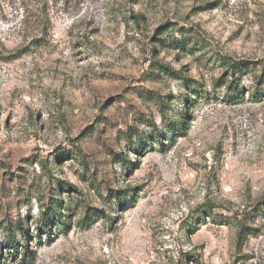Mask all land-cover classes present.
Masks as SVG:
<instances>
[{"label": "rangeland", "instance_id": "374dc122", "mask_svg": "<svg viewBox=\"0 0 264 264\" xmlns=\"http://www.w3.org/2000/svg\"><path fill=\"white\" fill-rule=\"evenodd\" d=\"M0 264H264V0H0Z\"/></svg>", "mask_w": 264, "mask_h": 264}, {"label": "trees", "instance_id": "16d2710c", "mask_svg": "<svg viewBox=\"0 0 264 264\" xmlns=\"http://www.w3.org/2000/svg\"><path fill=\"white\" fill-rule=\"evenodd\" d=\"M39 14H48V13H47V10H42ZM181 32H182V31H181ZM160 35L163 36L164 33L161 32ZM176 42L178 43L179 41L177 40ZM177 45H178V47L182 48L181 45H179V44H177ZM180 48H178V49H180ZM231 67L233 68L234 72L237 73V69H236V67H240V65H238V64H237V65L232 64ZM241 68H242V66H241ZM167 71H169V72L171 73L172 76L177 75V72H171L169 69H167Z\"/></svg>", "mask_w": 264, "mask_h": 264}]
</instances>
